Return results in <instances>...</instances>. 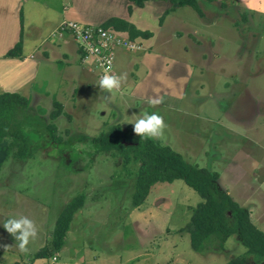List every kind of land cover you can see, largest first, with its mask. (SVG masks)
I'll list each match as a JSON object with an SVG mask.
<instances>
[{
    "label": "rangeland",
    "instance_id": "rangeland-1",
    "mask_svg": "<svg viewBox=\"0 0 264 264\" xmlns=\"http://www.w3.org/2000/svg\"><path fill=\"white\" fill-rule=\"evenodd\" d=\"M40 1L43 10L51 6L54 18L70 4V0ZM252 1L261 6H250L245 0H197L202 17L188 6L148 2L159 12L170 10L162 14L156 50L194 65L186 81L190 90L181 100L159 91L137 100L113 89L108 91L112 105L93 88L78 83L82 67L91 70L85 69L90 82L93 73L99 80L89 63L72 67L77 73L71 79L63 61L52 54V64H45L48 67L41 68L33 83L28 112L38 118L41 132L52 121L53 101L59 102L62 114L53 122L56 134L69 143L51 147L43 141V149H34L24 163L7 151L9 140L0 144V264H227L233 256L246 254L235 236L224 243L222 252L192 250L184 228L202 201L199 195L182 180L157 182L134 208L136 165H125L122 155L95 153L88 141L114 125L134 132L136 119L155 112L162 117L163 127L159 136L151 138L186 162L216 172L223 190L249 211L251 222L264 232V0ZM41 12L27 19L21 43L28 55L49 33ZM32 23L40 25L38 34ZM13 26L9 23L7 31ZM56 30L48 42L59 41ZM5 44L0 43V54ZM136 50H143L142 44ZM125 82L121 80L120 86ZM140 92L145 95L147 90ZM30 93L23 95L30 97ZM36 93L43 96L35 99ZM150 99L160 103L150 105ZM50 134L45 129L43 135ZM81 136L86 139L81 141ZM80 194L85 203L72 220L62 250L53 258L34 261L33 253L49 241L61 210ZM20 216L32 221L36 230V238L29 239L23 252L16 247L15 236L2 226L10 217Z\"/></svg>",
    "mask_w": 264,
    "mask_h": 264
},
{
    "label": "trees",
    "instance_id": "trees-1",
    "mask_svg": "<svg viewBox=\"0 0 264 264\" xmlns=\"http://www.w3.org/2000/svg\"><path fill=\"white\" fill-rule=\"evenodd\" d=\"M137 7H143L149 0H129ZM168 1L174 7L188 6L195 9L202 17L203 13L197 0H161ZM213 2L215 0H207ZM131 7L129 8V12ZM167 10L163 16L167 15ZM21 14V12H20ZM161 16L160 23L162 22ZM20 20V36L17 43L5 54L6 57H20L22 53L23 22ZM103 28L127 32L129 40L135 38L149 39L152 34L148 31L137 30L130 23L110 18L101 24ZM55 110L50 113V121L44 131L38 130L36 120L30 117L29 99L18 93L0 94V144L8 141L7 151L13 157L24 163L31 159L34 149L46 145L56 147L67 145L56 134L57 120L61 114L62 105L53 101ZM45 129L52 132L45 134ZM35 135V137L33 136ZM129 130H123L114 125L108 131L89 139L95 153H106L115 156L122 155L124 164L133 163L137 173L133 184L131 205L136 208L144 201L152 186L157 182H172L182 180L201 198V202L194 208L189 223L184 230L189 234L190 247L195 252L204 253L212 248L215 251H225L224 243L235 236L239 244L245 248L244 256H233L227 264H264V232L259 230L250 219L249 211L240 206L221 187L219 175L205 168H199L186 162L183 157L169 146L161 145L157 140ZM81 141L86 138L79 137ZM43 149V148H42ZM14 150V152H13ZM34 150V151H33ZM84 195L73 197L61 210L54 222L49 241L33 253L32 259H50L64 247L65 237L70 230L74 216L83 208Z\"/></svg>",
    "mask_w": 264,
    "mask_h": 264
},
{
    "label": "crops",
    "instance_id": "crops-1",
    "mask_svg": "<svg viewBox=\"0 0 264 264\" xmlns=\"http://www.w3.org/2000/svg\"><path fill=\"white\" fill-rule=\"evenodd\" d=\"M149 1L145 2L144 6L140 8L129 0H70V4L62 6L64 12L61 11V14L56 13L54 18L50 14L52 10L51 6L47 5L48 9L46 10L41 9L40 6L43 3L40 0H0V43L6 42L2 49L3 52L0 54V94L9 92L24 96L23 94L32 93L34 88L33 83L39 75L41 68L46 69L48 65L45 64H52V54L56 60L63 61L67 68L66 76H72L71 79H73L77 72H74L72 67L81 64V56L71 36L69 34L57 35L58 38L55 37V40L59 41H55L56 45H54L55 43L48 42L51 37L50 34L62 22L75 21L90 25H101L110 18H118L130 23L137 30L150 32L152 36L149 39L138 37L132 41L137 46L142 44L143 50L115 49V73H118L119 76L124 73L127 74L125 78L126 82L120 88H115V90L122 97H124L123 95H127L137 100L147 97L149 91L151 93L159 91V95L168 94L171 99H183L185 91L187 94V91L190 90H188L186 81L188 75L192 76L194 65L178 56L163 55V52L156 50L162 26L159 18L166 11L159 12L158 9H154L148 4ZM217 2H220V0H217ZM245 2L250 4V6H261L260 4L256 5L252 0H245ZM130 7L131 11L129 12ZM70 10L72 13L68 16ZM40 11H42L41 17L43 18V23L50 27L48 35L42 39L39 45H35L33 48V51L40 50V53L34 56L32 51L28 55L23 47L24 49L22 48L20 57H6L5 54L8 52L7 50L10 46L19 40L21 31L19 16H22L23 34H25V29L28 28L27 19L38 15ZM11 22L14 26L11 31H7V26ZM30 26L37 34L39 33V28L37 27H40L39 24L32 23ZM120 34L126 35L129 39L127 32L120 31ZM39 36L38 38H40ZM26 38L29 39L28 37ZM49 51H51L50 54ZM77 60L78 63L76 62ZM82 68L83 70L78 74V83L84 88H93L99 95H102L100 98L105 97L113 105L110 93L98 87L96 74L93 73L92 77L94 81L90 82L86 74L87 68ZM88 70L91 72L90 69ZM42 71L44 73L45 70ZM141 89L147 90V93L144 95V93L140 92ZM199 89H201V86L196 90ZM31 93L30 97H24L31 98ZM37 94L39 93L34 94L35 99L43 96ZM90 95L88 94V97ZM116 100L122 101L118 98ZM114 107L119 108L115 102ZM115 111L117 110L115 109Z\"/></svg>",
    "mask_w": 264,
    "mask_h": 264
},
{
    "label": "built area",
    "instance_id": "built-area-1",
    "mask_svg": "<svg viewBox=\"0 0 264 264\" xmlns=\"http://www.w3.org/2000/svg\"><path fill=\"white\" fill-rule=\"evenodd\" d=\"M56 33L58 36H71L80 51L81 61L89 63V67L97 71L99 79L104 74L116 75L115 49L136 50L137 47L126 35L101 25L64 21L58 26Z\"/></svg>",
    "mask_w": 264,
    "mask_h": 264
},
{
    "label": "clouds",
    "instance_id": "clouds-1",
    "mask_svg": "<svg viewBox=\"0 0 264 264\" xmlns=\"http://www.w3.org/2000/svg\"><path fill=\"white\" fill-rule=\"evenodd\" d=\"M126 73L117 77L116 75L104 74L98 80V84L102 89L111 91L115 88H119L121 80L126 78ZM150 105H156L160 103L159 99H150L148 101ZM163 127L162 117L153 112L152 114L145 113L141 118H138L133 123L134 132L137 134H147L141 135V139L146 137L159 136L161 134V129ZM3 228L13 236L19 243L16 247L21 251L26 250V245L29 243V239L36 238V230L33 228L32 221L20 216L19 219L9 218L3 222ZM18 233V235H17Z\"/></svg>",
    "mask_w": 264,
    "mask_h": 264
}]
</instances>
